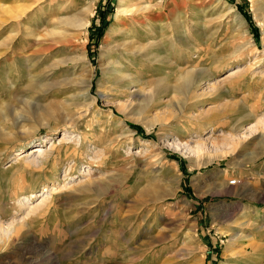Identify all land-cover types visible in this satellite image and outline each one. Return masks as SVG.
I'll use <instances>...</instances> for the list:
<instances>
[{"label": "rangeland", "instance_id": "1", "mask_svg": "<svg viewBox=\"0 0 264 264\" xmlns=\"http://www.w3.org/2000/svg\"><path fill=\"white\" fill-rule=\"evenodd\" d=\"M117 4L0 0V223L26 215L19 203L30 192L52 189L1 238L0 264H264V0H163L154 21L145 9L112 32ZM157 24L169 33L157 49L167 63L139 58L135 70L154 98L131 100L134 87L119 81L115 98L104 52L128 31L143 42ZM177 34L194 49L175 43ZM82 51L92 106L61 102L83 93L59 87L62 66L44 81L48 91H27L26 62L41 74ZM40 107H52L43 122ZM19 118L31 128L26 137L10 123ZM64 129L84 140L73 148ZM7 130L15 142L6 143ZM41 137V164L13 160ZM186 141L206 144L203 155L187 152Z\"/></svg>", "mask_w": 264, "mask_h": 264}, {"label": "bare ground", "instance_id": "2", "mask_svg": "<svg viewBox=\"0 0 264 264\" xmlns=\"http://www.w3.org/2000/svg\"><path fill=\"white\" fill-rule=\"evenodd\" d=\"M138 2H136V0H118V4H117L118 10H117V13H116V16H115V23L116 24L112 28V32H118V29H119L118 24L119 23L124 22L123 21L124 19L134 18L135 16L140 14V12H142V10L147 9V11H149L147 13V16L153 21L156 18L155 14H153V11H158V10H160V11L162 10L163 11V6H164L163 0H140L141 3H138ZM20 8H21V11H20L21 13H25L26 10H27V8H24V7L23 8L20 7ZM18 18H19V16H18ZM236 18H237V16H236ZM77 19L73 20L72 23H74L78 27H82L83 28L89 23L88 21L87 22H83V21L77 20ZM192 19H195V15L194 14H193ZM196 20H198V19H196ZM157 25H158V27L156 28L157 29L156 31H158V33L154 34L150 29H149V31H150L149 34H151V35H149V34L147 35V34H143L142 33L143 42H141L140 40H135L133 38L134 36L132 37V35H130L129 31H128V33H126L128 35V37L124 36L125 40L122 41V43L113 44L112 47L113 48L115 47V49H112L111 47H109V49H107L104 52L103 56L106 58L107 61H106V65L102 67V75L105 78H107V85L111 88V91L114 92L113 96L115 98L118 99L119 97H121L120 96V91H119L120 88L118 86V84H120V83L122 85H126L128 87L131 86V85L134 87L135 94L134 95H130L129 94V97L131 98V100L138 101V99H140V100L142 99L143 101H149L150 98H154L153 97L154 93H153L152 90H150L151 87L147 84V82L145 81L144 77H138L137 76V74L135 73L136 72L135 70L136 69L139 70V68H138V67H140L139 66L140 62H138L139 58L140 59L143 58L144 61H149V62L154 63V64L167 63L168 55H169L168 51H166V50L157 51V49H159V47H160L159 44L162 41L166 40L164 38H166L169 33L165 32L163 24H157ZM178 28L179 27L177 26V29ZM175 43L182 44L184 47H187L190 50L194 49V47L187 46V43L185 42V39L182 38L179 34L176 35ZM236 51H238V49ZM234 52H235V50L233 51V53ZM117 56H121V60ZM64 59L65 60H63V61L61 60L57 64H54L53 71H46V72L41 73V74L34 73L32 66H30L26 62V64L24 65L25 66L24 67L25 68L24 69V71H25L24 72V74H25L24 77H26L27 81H28V85L26 87L27 91L28 92H34L37 89L40 90V91L42 90L43 92L48 91L49 88L45 87L47 85V84H45V82L49 78L52 77L51 75L53 73H55V70L57 68L62 66V67H64V69L66 68L67 72H65L64 74L60 75L61 76V80L58 81V83H57L59 85V87H62L63 89H66L67 86H69V87L71 86L73 88L79 87V88H81L83 90V93L75 91V93H71L69 95H65V96H63L61 98V102L63 104H66V106H68V107L72 106V105L73 106H75V105H82L83 106L84 103H85V105L88 103L89 105L92 106V104L95 103V101H96V97L94 95H92V93L90 92L91 88H92L91 87V79H92L91 77L93 75V69L91 67L90 62H88V59L86 58L85 53L82 51V53L79 54V55L71 56L69 59H66V58H64ZM140 65H141V63H140ZM74 67H76V69L78 68V70H79V74H76L77 77H75V76L71 77L72 74H74V71H73ZM144 72H146V71H144ZM84 74L87 75V76L85 77ZM189 80H190V78H189ZM117 81H119L120 83L117 84ZM185 82L187 84L189 83V86L191 85L190 81H188V82L185 81ZM43 83H44V85H43ZM40 85H42V86H40ZM9 87H12V86L9 84ZM162 90H164V89H162ZM101 96H102V98L105 97L104 94H101ZM19 102H21V101H19ZM133 104H132V102H130V103L128 102V105H127L128 107L127 106L126 107L124 106V107L129 110L130 107L132 108L134 106ZM27 105H28V103H27ZM40 108H42V111H41L42 114L41 115H36L37 116V119H36L37 122H43L41 120H45L44 119V115L50 116L51 115L50 113L52 111V107H47V108H45V110L43 109L44 107H40ZM125 108H123L122 110L120 108H118V110L120 109L121 111L125 112ZM86 109L84 110L85 112H86ZM81 110H80V112H81ZM69 115L70 114H68V113L65 114V116L68 117V119L71 117ZM3 117L6 118L5 115ZM77 117H78V115H77ZM71 121H72V119H71ZM71 121L69 120V122H71ZM69 122H67V123H69ZM10 123H12L15 128L18 127L20 129L19 134H21V135L23 134V135H25V137H26V135H29V131L31 130V128L27 127V125L22 123L20 121V118H19V120L18 119L11 120ZM263 123L264 122H262V124ZM146 126L150 127L152 125L150 123H148V124L146 123ZM70 127H72V126H70ZM66 132L67 131L64 129L63 138H65V139H66V137L70 138L71 141H72L73 148H75L77 146V143L79 141L82 142V140H84V138H83L84 135H82L83 132L82 133L79 132L78 134H76L74 136H71V137H68L66 135ZM3 134H4V136H6L4 138V140H6V143H11V142H13L16 139L15 138L16 135L12 134L8 130L5 131ZM72 138H74V139H72ZM46 141H47V139L45 137H41L40 138V142L38 143V146H35V145L31 146V147L29 146V148H25L24 147L25 150H20L18 152L19 154L14 155L13 160L14 161L18 160L19 158L17 156L20 157V156L23 155L22 158H24V161H28L29 163L35 164V166H36V164L37 165L41 164V161L45 160V158L47 157L46 155L48 154V153L46 154V152L43 149V145L46 143ZM186 142H187V143H185L186 151L187 152H190V151L194 152L195 151V153L199 154L196 157H200L205 152L206 144L197 143L196 145L194 144L195 145L194 148H190L187 145L189 143V141H186ZM226 144H227V146L230 145V144L228 145V143H226ZM180 146L183 147L184 145H180L178 143L176 148L180 147ZM22 148H23V146L20 144L19 149H22ZM8 150H9V148H8ZM43 152H45V153H43ZM35 154H36V157H42L41 161L37 160V158L34 157ZM12 168L13 167L10 164L9 166L6 167V172L11 173L12 172ZM232 183H234V181L231 182L230 184H232ZM80 188L82 189L84 187H80ZM50 191H52V189L50 190L47 186H43L40 191H38V192H36V191L35 192H30V194L25 196L23 201H20V203H19V207L21 209L25 210V214L26 215L23 213L25 215L24 217L28 216L27 214H29V212H33L36 209L37 205L40 204L43 201V200H41L40 203H38L36 205H32L34 203L33 200H37V199H39L41 197H44V195H47V193L50 192ZM46 198H47V196H45L43 199H46ZM24 217L22 219L18 220V221L14 218L15 221L12 222V223H9L8 225L7 224L4 225V224L0 223V243H1L2 240H4V238L6 240H9L10 237L13 236V234H16L19 231L21 226L17 227L16 224L18 222H22ZM2 237H3V239L1 240ZM245 259H246V263L248 264L250 262V260L247 259V258H245Z\"/></svg>", "mask_w": 264, "mask_h": 264}, {"label": "built area", "instance_id": "3", "mask_svg": "<svg viewBox=\"0 0 264 264\" xmlns=\"http://www.w3.org/2000/svg\"><path fill=\"white\" fill-rule=\"evenodd\" d=\"M231 182H233V180Z\"/></svg>", "mask_w": 264, "mask_h": 264}]
</instances>
